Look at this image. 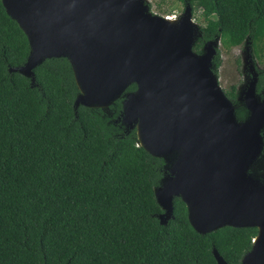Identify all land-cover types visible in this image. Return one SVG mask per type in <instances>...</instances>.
I'll return each mask as SVG.
<instances>
[{"label":"trees","instance_id":"obj_1","mask_svg":"<svg viewBox=\"0 0 264 264\" xmlns=\"http://www.w3.org/2000/svg\"><path fill=\"white\" fill-rule=\"evenodd\" d=\"M187 1L203 21L194 52L220 37L225 49L247 40L253 57H264V0ZM28 53L0 0V264H216L213 248L240 264L256 228L198 234L179 198L161 225L153 190L167 174L164 162L138 146L134 129L119 127L122 99L110 113L75 109L66 59L37 66L33 84L9 71ZM220 64L217 51L214 73ZM224 94L236 104L235 86Z\"/></svg>","mask_w":264,"mask_h":264},{"label":"water","instance_id":"obj_2","mask_svg":"<svg viewBox=\"0 0 264 264\" xmlns=\"http://www.w3.org/2000/svg\"><path fill=\"white\" fill-rule=\"evenodd\" d=\"M25 34L24 65L10 68L34 82L33 70L64 58L78 94L74 108L106 112L121 100V126L135 130L137 144L162 159L154 188L161 225L173 218V200L186 206L198 234L223 227L256 228L240 264H264V68L258 74L246 42L242 69L250 80L236 90V104L213 71L220 37L193 46L200 27L188 2L177 17L159 16L148 0H1ZM134 84L135 90L126 92ZM245 87L242 92V88ZM216 264H227L215 248Z\"/></svg>","mask_w":264,"mask_h":264},{"label":"rangeland","instance_id":"obj_3","mask_svg":"<svg viewBox=\"0 0 264 264\" xmlns=\"http://www.w3.org/2000/svg\"><path fill=\"white\" fill-rule=\"evenodd\" d=\"M149 10L159 16L177 17L183 11V3L180 0H148ZM196 26L200 27L202 25L201 12L196 11L195 15H192ZM246 44L240 46H235L229 49L223 48L221 41L218 46L221 64L217 70V76L219 79V84L223 91L229 90L230 87L236 86L237 88L243 83L242 72L246 73L243 67L242 53L246 50ZM258 69L260 71L264 68V57L256 59ZM106 112L110 113L108 109ZM119 127H122L119 124ZM263 155V154H262Z\"/></svg>","mask_w":264,"mask_h":264},{"label":"flooded vegetation","instance_id":"obj_4","mask_svg":"<svg viewBox=\"0 0 264 264\" xmlns=\"http://www.w3.org/2000/svg\"><path fill=\"white\" fill-rule=\"evenodd\" d=\"M186 2H188L187 0H185V3H183V6H185V4H186ZM183 10H184V7H183ZM246 42H248L247 40L244 42L245 44H246ZM251 54H252V60H253V62L254 63H256V66H255V69H256V72H257V74H258V82H257V87H256V93L257 94H260V92H261V89H262V84L261 85H259V82H260V79H262V82H263V72L262 71H260L259 69H258V66H257V62H256V60L253 58V52H252V50H251ZM242 74H243V78H242V80H243V83L240 85V86H243L246 82H248L249 80H250V78H249V72L248 71H246V73H243L242 72ZM239 86V87H240ZM237 87L235 86V91H236V95H237ZM244 89H245V87H243L242 88V92L244 91ZM236 100V99H235ZM237 103V102H236ZM243 110L244 108H243V106H241V105H238V104H236V111H240V110ZM263 150H264V148H263Z\"/></svg>","mask_w":264,"mask_h":264}]
</instances>
